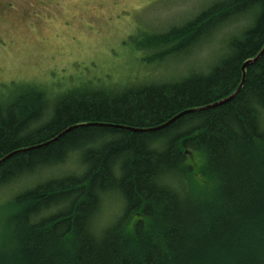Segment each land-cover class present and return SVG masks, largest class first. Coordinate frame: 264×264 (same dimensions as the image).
<instances>
[{"label": "trees", "instance_id": "obj_1", "mask_svg": "<svg viewBox=\"0 0 264 264\" xmlns=\"http://www.w3.org/2000/svg\"><path fill=\"white\" fill-rule=\"evenodd\" d=\"M199 10L144 38L156 50L146 58L152 62L190 53L203 37L225 32L223 48H213L212 65L182 85L70 98L43 124L32 120L45 106L42 92L32 87L0 108V159L17 151L0 163V184L75 154L84 166L81 174L17 199L20 211L13 221L4 220L6 214L0 219V237L2 227L14 228L0 246V264H264V52L246 66L231 100L185 114L158 133L121 127L158 124L238 87L242 64L264 46V0H214ZM70 125L77 126L25 149ZM157 135L163 145L150 146ZM185 148L200 153L199 167L185 162ZM180 171L191 192L163 183ZM194 190L197 196L191 197ZM114 193L126 208L96 238L90 227L100 199Z\"/></svg>", "mask_w": 264, "mask_h": 264}, {"label": "rangeland", "instance_id": "obj_2", "mask_svg": "<svg viewBox=\"0 0 264 264\" xmlns=\"http://www.w3.org/2000/svg\"><path fill=\"white\" fill-rule=\"evenodd\" d=\"M212 1L0 0V99L15 97L27 87L61 99L73 89L92 93L97 87L137 88L149 82L161 89L159 82L185 79L175 86L182 85L199 70L194 62L205 59L207 47L217 48V40L196 55L148 62L156 50L146 47L145 35L184 23ZM53 106L46 110L51 116ZM202 161L195 152V165ZM68 165L74 173L84 170L75 159ZM105 203L98 225L105 218L111 223L121 211L120 200L114 208L109 200Z\"/></svg>", "mask_w": 264, "mask_h": 264}, {"label": "bare ground", "instance_id": "obj_3", "mask_svg": "<svg viewBox=\"0 0 264 264\" xmlns=\"http://www.w3.org/2000/svg\"><path fill=\"white\" fill-rule=\"evenodd\" d=\"M206 7H208V6H206ZM204 8L200 9L199 11L203 10ZM218 33H219V35L215 36ZM142 34H144V33H142ZM225 36H226V34H225V32L223 30H218V31H216V32H214V33H212L210 35H207L206 37L202 36L203 38L201 39L199 44L196 45L194 47V50L191 51L188 55H190V54L196 55L195 51L201 49V47H203L206 43L211 44L215 40H217V43L215 44L217 46V48L218 49H222L223 48V44H224V40L226 39ZM160 50H162V49H160ZM206 51H207V56H205V59L200 60L198 62H194V66H196V67H198L199 69H202V70H206L208 68V65H209V63L211 61V58L213 57V53H214V50H213V48H211V46L207 47ZM111 55H113V54H111ZM211 65H212V63H210V66ZM180 80H185V79H179L175 83H170V84H168L166 82L165 83L164 82L163 83L159 82L158 86L161 87V89H163V88L166 89L168 87L171 88V87H174L175 85H177V83ZM183 83H185V81ZM141 85H143V87L146 86V88H149V85H153V84L149 82V83H143ZM140 87H142V86H140ZM116 90H117V88H110V87H104V88L100 87V88H98L97 87L96 89H93V91L91 93L89 91H84V90H81V89H73L71 91V93H69V95L62 97L61 99L48 98L42 92V95H43V98H44V101H45V106L43 104L44 102H42L40 100L39 101L41 103V106H44V111L42 112L41 116L39 115V116L35 117L32 120H34V122L40 123V124H43V123L47 122L52 117L50 114H47V112H46L47 108L49 107L50 110H51L52 106L54 105L53 106V113H54L56 107L60 103H62L65 100H68L70 98H81V97H87L88 95H103V96H105L104 95L105 93L114 94ZM37 97H40V95H38ZM221 99H223V98H221ZM221 99H219V100H221ZM11 101H12V97H8V98H6L4 100L0 99V105L1 104H7V105H2V107H0V108H5V107L11 106L13 103H15V100L13 102H11ZM200 108H202V107H200ZM200 108L185 109L183 111H186V110H193V111L186 112L183 115L188 114V113H192L194 111L203 110V109H200ZM181 112L182 111L178 112L175 115H172L169 118H166L164 121H162V122H160L158 124L151 125V126H148V127L132 126V125H121V124H115V123H106V124L104 123V125H107L109 127H114V128H118L121 125L122 128L130 130V131H134V132H156V133H158L159 130L161 131V130L166 129L169 125H171L173 122H175L178 118L183 116V115H181V116H179L177 118H174L176 115H178ZM4 118H7V116H4ZM76 126L75 125L74 126L70 125L66 129L60 131L56 135V136H58L60 134L57 137V139L60 136H62L64 133H66L67 131L71 130L72 128H74ZM158 137H159V135H157L156 138L153 139V141L150 140V142H151L150 146H153V147L154 146H159V147H161L163 145V143H162L163 139H160ZM120 138H121L120 136H116L115 140H118ZM157 139H159V141L161 142L160 145L157 144V141H158ZM41 145L42 144L32 145L31 148H28V149H30V150L31 149H35V148L41 147ZM183 152H184V154L186 156L185 162L187 164H190V162H193V158L195 156V152L196 151L192 150L191 148H185L183 150ZM10 153H12V152H10ZM10 153H8V154H10ZM5 156H3V157H5ZM72 159H75L77 162L80 163L78 154H75V155L69 157L68 159H66V161H64L62 163H56V164H51V165H48V166H45V167H39L33 173L24 175V176H22V178H18L16 180H11V181H8L6 183L0 184V216H1V218H3V216L6 214L4 218L8 217V220H9V223H10L11 220L14 219V217H16L18 215V213L20 211V206H19L20 202H18L17 199H19L21 195H23V194H25V193H27L29 191L38 189V187H40V186H45V185L49 186L48 183H51V182H54V181H58V180H63L64 178H66L68 176H71L73 174H75V175L81 174V173H74V172H72L69 169L70 165H68V163L70 161H72ZM3 161H0V163L3 162ZM65 164L68 165L69 168L66 167ZM80 165H81V167L84 168L82 163H80ZM185 166L186 165L182 162V168L181 169L183 170V168ZM195 168H196V166H195ZM171 171H173V169H170V171H168V172H171ZM195 178L198 179L199 176L196 174ZM163 183L165 185L171 187V188H175L176 191L185 192V193L186 192H191L194 189L193 185L189 182L188 176L186 174H184L183 172H181V171H180V173L172 172L170 174V176H168L165 179H163ZM20 185H25V186H20ZM15 188H16V190L14 191ZM2 189H3V191H2ZM196 193H198L197 190H194L191 193V197H193L194 195L197 196ZM106 200H109V202L113 203L112 208H114V206L117 203H119V200H120L121 203H122V206H120V210H121L120 212H122V210H125V208H126V206L123 205L124 202L121 200L120 196L117 193H114L111 196H107L106 198H104V200L101 198L100 199V211L93 218V220H92L93 221V225H91V227H90L91 233L96 238H99L102 235L103 230L107 229L110 226V223H108L107 218H105V222L104 223H102L100 225L97 224L98 223V218L100 216L101 211L106 208V203H105ZM39 225H41V223L37 224L36 226L39 227ZM13 230H14V228L10 224H9V226L7 228H3L2 227L3 234L0 237V246L2 245V243H4L5 239L9 238L12 235Z\"/></svg>", "mask_w": 264, "mask_h": 264}, {"label": "water", "instance_id": "obj_4", "mask_svg": "<svg viewBox=\"0 0 264 264\" xmlns=\"http://www.w3.org/2000/svg\"><path fill=\"white\" fill-rule=\"evenodd\" d=\"M263 52H264V46H263V48L259 51V53H258L254 58L248 59V60H246V61L242 64V66H241V70H242V78H241V81H240V83H239L237 89H236L233 93H231L230 95L224 97L223 99H221V100H219V101H216V102H214V103H212V104H210V105H207L206 107H202V108H200V109H206V108L214 107V106H216V105L222 104V103L227 102V101L231 100L232 98H234V97L237 95V93L239 92V90L241 89L242 85H243V82H244V79H245V68H246V66H247L248 64H251V63L255 62L256 60H258V58L261 56V54H262ZM190 111H193V110L182 111L181 113H179L178 115H176L174 118H177V117L183 115L184 113H186V112H190ZM59 135H60V134H59ZM59 135H58V136H59ZM58 136L52 138L50 141H47V142L43 143L42 145L47 144L48 142H51V141L57 139ZM28 148H31V146H30V147H27V148H25V149H28ZM25 149H22V150H25ZM14 152H17V151H14ZM14 152H12V153H14ZM12 153L6 155V156L3 157L0 161H3V160H5L6 158H8Z\"/></svg>", "mask_w": 264, "mask_h": 264}]
</instances>
